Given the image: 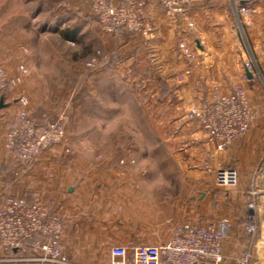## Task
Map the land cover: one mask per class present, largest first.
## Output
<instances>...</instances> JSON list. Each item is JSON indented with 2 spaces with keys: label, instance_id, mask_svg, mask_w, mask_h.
Here are the masks:
<instances>
[{
  "label": "crops",
  "instance_id": "crops-1",
  "mask_svg": "<svg viewBox=\"0 0 264 264\" xmlns=\"http://www.w3.org/2000/svg\"><path fill=\"white\" fill-rule=\"evenodd\" d=\"M108 1L118 5L129 0ZM146 1L153 23L149 36L101 33L93 16L94 0H44L47 8H40L42 13L36 16L28 14L20 27H14L13 18L0 23V58H4L11 84L3 96L7 106L0 109V207L9 196L54 203L65 224L64 257L74 264H110L111 249L125 243L121 229L112 226V210L121 204L118 164L79 161L65 155L66 148L58 145L25 164L14 160L5 147V135L15 124L14 111L23 106L22 98H11L20 93L30 98L32 108L41 107L53 97L50 90L61 89L60 85L49 86L31 68L32 58L45 57L30 36L35 30L34 24L48 10L52 16L41 21L42 25L64 43L76 46L74 43L78 41L79 47L85 50L83 55L77 54V50L67 53L69 65H74L77 56L88 59L95 55L96 47L102 58H106L107 64L102 66L108 75L121 73L123 82L139 81L151 94L146 105L150 107L148 120L155 123L153 136L166 138L169 159L180 166L182 178L179 190L170 191L164 201H155L149 216L144 215L150 219L163 217L164 222L138 225L140 232L170 234L184 222L203 225L226 218L232 229L223 241V264H237L258 238L264 239V0H212V5L193 0L186 15L176 16L168 14L157 0ZM240 8L248 11L240 16L244 19L258 69L252 79L247 75L246 57L234 23L226 14L230 9L237 15L236 10ZM15 33L21 34L20 39H15ZM181 40L192 46L197 57L193 62L183 55L179 46ZM113 55L117 58L116 64L109 65ZM20 62L26 64L28 74L14 87L12 84L18 76L15 67ZM37 62L40 64L42 60ZM187 72V78L180 81L179 75ZM236 86L246 88L254 119L247 134L222 152L215 141L205 137L198 119L190 117L189 111L212 103L216 87L228 94ZM131 98L139 108L145 104L135 93ZM28 108L39 121L42 111ZM121 118L126 119L127 115L121 114ZM158 122L163 124L162 129H158ZM69 134L71 136L70 131ZM73 148L79 152L80 148ZM222 165L237 171L235 189L229 191L216 185L215 172ZM250 200L256 201L260 208L259 230L255 236H250L245 229L246 204ZM155 242L153 239L148 244ZM34 252L29 245L20 252L6 251L0 241L2 262L12 263L13 257Z\"/></svg>",
  "mask_w": 264,
  "mask_h": 264
},
{
  "label": "built area",
  "instance_id": "built-area-1",
  "mask_svg": "<svg viewBox=\"0 0 264 264\" xmlns=\"http://www.w3.org/2000/svg\"><path fill=\"white\" fill-rule=\"evenodd\" d=\"M157 1L168 14L176 16L186 15L187 7L193 0ZM147 6L146 0H129L118 5L108 0H94L92 11L104 34L149 36L153 31V23ZM236 13L237 16H243L248 11L240 8ZM202 45L207 48L205 43ZM179 46L188 61L196 60V54L187 41L181 40ZM103 62L98 52L90 57L86 67L91 70ZM245 67L255 77L258 70L256 65L246 63ZM17 71L21 74L14 80L21 82L22 76L28 74V71L24 66H20ZM187 76L188 72L178 79L184 81ZM8 86V73L0 61V98ZM21 102L23 108L5 135V147L14 160L30 164L47 149L65 140L69 116L62 113L51 117L44 113L37 121L27 106V100L22 98ZM190 117L198 119L205 137L215 141L218 150L223 152L247 134L254 112L243 86H236L228 94L221 93L216 87L213 102L193 108ZM215 183L229 191L235 189L238 186V173L222 165L215 172ZM259 210L256 201L247 202L245 229L250 236L258 233ZM231 229L232 224L226 218L203 225L184 222L174 229L168 239H160L155 244L113 247L110 251V264H223V241ZM63 232L64 222L54 203L31 202L24 197L9 196L0 207V241L4 249L20 252L28 245L35 249L32 255L19 257V261L27 264H74L64 257ZM263 254L264 239L256 240L253 247L238 259L237 264H264Z\"/></svg>",
  "mask_w": 264,
  "mask_h": 264
},
{
  "label": "rangeland",
  "instance_id": "rangeland-1",
  "mask_svg": "<svg viewBox=\"0 0 264 264\" xmlns=\"http://www.w3.org/2000/svg\"><path fill=\"white\" fill-rule=\"evenodd\" d=\"M41 1L0 0V23L13 18L14 27L17 25L20 27V22L28 14L36 16L42 13L40 8H47L44 0ZM207 3L212 5V0ZM226 14L234 23L241 50L246 57L244 62L255 64L249 34L243 23L244 19L230 9L226 10ZM49 16L51 17L52 14L50 15L48 10L45 11L44 16L42 15L33 26L35 30L30 37L33 44L39 46V53L45 57L43 59L32 58V67L31 65L30 67L35 69L37 74L49 83V86L60 85L61 89L54 88L49 91L53 97L46 106H33L32 108L30 98L25 97L27 106H30L32 110L42 111L40 115L47 113L51 117H56L65 113L69 116L67 126L70 123L71 125L67 127V136L62 143L58 144L66 148L65 155L68 157L91 163L118 164L121 167V204L112 210L114 222L112 226L115 229H121V238L125 240L121 246L148 244L153 239L156 242L160 239H168L173 231L170 234L158 235L152 232L147 234L141 233L137 227L148 224L160 225L164 222L163 217L150 219L146 216H149L151 207H155V201H164L170 191H177L181 188L182 178L180 166H176L169 159L166 138L153 136L155 123L149 122L150 107L146 105L151 99L150 92L143 89L144 85H141L139 81L123 82L121 73L108 75L104 71L107 64L104 57L102 64L105 66L101 65L91 70L86 67V62L90 58L87 59L85 56H77V59H74V65H69V56H65L67 53L77 50V54L83 55L85 50L79 47L78 41L74 43L76 46L64 43L51 30L42 25L44 20L50 19ZM14 37L20 39L21 34L15 33ZM94 50L95 54L101 53L96 47ZM38 60L42 62L39 64ZM0 61L3 62L4 58H0ZM116 61L117 58L113 55L109 65H115ZM22 63L20 62L15 67L18 75L21 74L17 71L20 66L26 68V64ZM19 84L20 82H14L12 85L15 87ZM132 89L136 92H132ZM132 93L142 98L145 106L142 105L140 108L136 106L131 98ZM18 97L24 98L19 93L11 100ZM22 108L21 106L15 109V119ZM121 114L127 115V118H121ZM157 126L158 129L164 127L160 122ZM74 134L76 136H73ZM73 147L80 148L79 152L73 151L71 149ZM19 257H13L12 263L0 261V264H19L16 263L20 262ZM250 263L254 264V262Z\"/></svg>",
  "mask_w": 264,
  "mask_h": 264
},
{
  "label": "water",
  "instance_id": "water-1",
  "mask_svg": "<svg viewBox=\"0 0 264 264\" xmlns=\"http://www.w3.org/2000/svg\"><path fill=\"white\" fill-rule=\"evenodd\" d=\"M247 72H248V71H247ZM247 75H248V77H249L250 79L253 78V75H252L250 72H248ZM6 106H7V105H5V99H4V97H1V98H0V109L5 108Z\"/></svg>",
  "mask_w": 264,
  "mask_h": 264
}]
</instances>
